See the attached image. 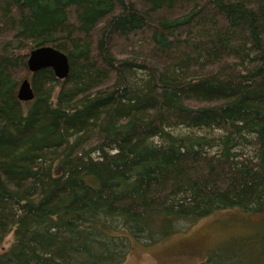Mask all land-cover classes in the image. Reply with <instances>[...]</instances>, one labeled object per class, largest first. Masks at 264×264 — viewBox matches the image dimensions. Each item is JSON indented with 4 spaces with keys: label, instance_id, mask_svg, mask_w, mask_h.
Here are the masks:
<instances>
[{
    "label": "trees",
    "instance_id": "1",
    "mask_svg": "<svg viewBox=\"0 0 264 264\" xmlns=\"http://www.w3.org/2000/svg\"><path fill=\"white\" fill-rule=\"evenodd\" d=\"M225 210L264 241V0H0V264H122Z\"/></svg>",
    "mask_w": 264,
    "mask_h": 264
},
{
    "label": "rangeland",
    "instance_id": "2",
    "mask_svg": "<svg viewBox=\"0 0 264 264\" xmlns=\"http://www.w3.org/2000/svg\"><path fill=\"white\" fill-rule=\"evenodd\" d=\"M260 219L241 210H225L196 222H181L172 235L156 243L134 242L122 264H202L211 252L232 247L249 253L251 249L258 250L264 242L253 243L247 236L256 235L252 230ZM11 241L9 235L5 246Z\"/></svg>",
    "mask_w": 264,
    "mask_h": 264
},
{
    "label": "water",
    "instance_id": "3",
    "mask_svg": "<svg viewBox=\"0 0 264 264\" xmlns=\"http://www.w3.org/2000/svg\"><path fill=\"white\" fill-rule=\"evenodd\" d=\"M27 66L30 72L36 73L42 69L51 68L58 79H66L70 72V62L67 54L54 46L37 47L29 53ZM35 98L31 81L24 79L18 90V99L29 102Z\"/></svg>",
    "mask_w": 264,
    "mask_h": 264
}]
</instances>
